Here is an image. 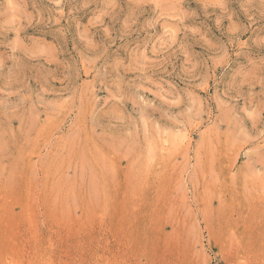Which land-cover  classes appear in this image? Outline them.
<instances>
[{
  "label": "rangeland",
  "instance_id": "1",
  "mask_svg": "<svg viewBox=\"0 0 264 264\" xmlns=\"http://www.w3.org/2000/svg\"><path fill=\"white\" fill-rule=\"evenodd\" d=\"M0 264H264V0H0Z\"/></svg>",
  "mask_w": 264,
  "mask_h": 264
}]
</instances>
